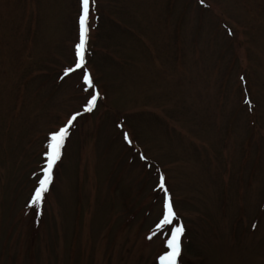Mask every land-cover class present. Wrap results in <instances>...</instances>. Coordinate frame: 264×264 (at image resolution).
<instances>
[{"label":"rangeland","instance_id":"rangeland-1","mask_svg":"<svg viewBox=\"0 0 264 264\" xmlns=\"http://www.w3.org/2000/svg\"><path fill=\"white\" fill-rule=\"evenodd\" d=\"M80 11L0 0V264H264V0H95L65 76Z\"/></svg>","mask_w":264,"mask_h":264},{"label":"snow or ice","instance_id":"snow-or-ice-1","mask_svg":"<svg viewBox=\"0 0 264 264\" xmlns=\"http://www.w3.org/2000/svg\"><path fill=\"white\" fill-rule=\"evenodd\" d=\"M79 2L81 6V11L78 18L79 41L75 45L76 62L74 68L65 71V76H67L72 71L84 68L85 64L84 58L87 50L86 45L88 39V32L90 30V5H94L95 0H79ZM201 2L203 3V0H201ZM83 80L89 86V88L93 86L91 78L86 69L83 73ZM97 96L98 94L91 95V98L87 101L86 106L84 108L85 112L92 111L93 107L96 104ZM78 115H80V113H76L71 116L64 127H61L58 132L53 133L50 136V141L46 153V164L41 170L42 176L38 179V184L35 187L33 194L31 195L30 206H36L37 208L40 206L44 198V193L47 192L48 186L51 183L52 169L56 162L60 159L61 149L63 147L64 140L68 134V130L72 126L73 121ZM125 139H128L127 134H125ZM159 186L161 189H164V177L160 178ZM175 218L176 217L173 211L172 204L170 200L166 197L164 201L163 218L157 224V230H161L164 228V226L172 224ZM182 233V226H176L171 229V234L166 242L169 251L165 255L160 257L161 264H176V259L180 254V236L182 235Z\"/></svg>","mask_w":264,"mask_h":264},{"label":"trees","instance_id":"trees-1","mask_svg":"<svg viewBox=\"0 0 264 264\" xmlns=\"http://www.w3.org/2000/svg\"><path fill=\"white\" fill-rule=\"evenodd\" d=\"M49 187H50V185H49Z\"/></svg>","mask_w":264,"mask_h":264}]
</instances>
